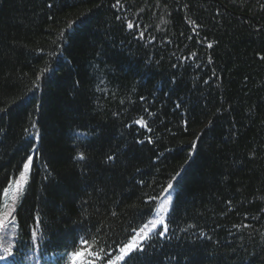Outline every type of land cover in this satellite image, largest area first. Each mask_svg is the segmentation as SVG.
I'll list each match as a JSON object with an SVG mask.
<instances>
[{
    "label": "trees",
    "instance_id": "1",
    "mask_svg": "<svg viewBox=\"0 0 264 264\" xmlns=\"http://www.w3.org/2000/svg\"><path fill=\"white\" fill-rule=\"evenodd\" d=\"M122 2L0 0V216L33 155L10 261L113 252L173 180L170 239L129 264H264V0Z\"/></svg>",
    "mask_w": 264,
    "mask_h": 264
},
{
    "label": "snow or ice",
    "instance_id": "2",
    "mask_svg": "<svg viewBox=\"0 0 264 264\" xmlns=\"http://www.w3.org/2000/svg\"><path fill=\"white\" fill-rule=\"evenodd\" d=\"M259 2V0H258ZM157 6H159V0H157ZM259 6L264 9V4H259ZM51 7V5H49ZM114 9L124 10L125 4L122 2V0H115V3L112 5ZM141 12L144 11V9H140ZM116 20L122 21L123 25L126 27L127 30L130 32L137 30L138 37L140 39H143L145 36L144 31H138L140 25L133 20H129L124 16L117 15L115 17ZM190 24H194L192 31L196 32L199 28V25H196L194 21H188ZM71 27V26H69ZM191 38V37H189ZM151 39H155V37H152ZM208 48H212V43H209L207 45ZM184 59H188V57H185ZM260 59L264 60V56L260 57ZM209 63H211V60H209ZM204 83H208L207 80L204 81ZM141 100H144V97H140ZM177 108L180 107L179 104L176 105ZM5 111L4 109H0V112ZM147 112V109H145ZM151 115V113H149ZM135 124L140 125L141 127L146 128L149 132L152 131L151 128L148 127L147 122L141 118L134 122ZM187 124V121L184 122ZM2 131V130H0ZM83 135V134H81ZM140 143H143V141H139ZM148 143H152V138H147ZM78 159L84 160L85 154L79 153ZM114 156H108L107 159L109 161L113 160ZM33 162V156L28 155L26 162L23 163V170L19 173V180H16V188L17 191L20 193L21 197L23 196V188L24 185L27 184L28 178L30 175V165ZM180 173H177V176H179ZM12 180L8 181V187H11ZM23 182V183H21ZM8 187L3 188V194L6 196L8 193ZM173 189V184L169 183L167 188L164 189L165 192H169V190ZM150 200H154L155 197H149ZM172 197L169 195L167 199L165 200V203L171 204ZM229 205L231 204V201L228 202ZM22 206V205H21ZM5 208H7V205H5ZM164 211H170L171 209H162ZM261 211H264V209H261ZM17 209L13 208L8 211H5L2 216H0V233H3V235H0V240L7 238V233L9 229H15L17 226ZM112 215H116L115 212L112 213ZM234 227H244L249 228L250 225L243 224V225H234ZM162 228V230H158ZM148 229V223H145L143 227L139 228L137 231L136 229H133V232L136 233V235L133 236V239L131 242L127 244H123L122 246H119L118 249L116 248L117 242L113 241V245H109L107 247H112L113 252H109L105 249H101L100 252H95L94 250H91L88 241L85 239H81V244L83 247L77 248L76 251H73L71 253H66L69 256L70 264H97V261L100 262V264H104V261H106V264H129L130 261L135 260L137 258H142L147 253L145 252L144 248V242L151 238V232L155 231L156 235L161 239H170V237L167 236V233L169 231L167 224L165 223V218L163 216H159L158 219L155 220V222L151 223V229L146 231ZM99 231V229H98ZM137 237L139 238V242H137ZM18 239V238H17ZM31 241L33 244H35L38 240L37 233L35 230L31 231ZM210 239V237H209ZM14 244H9L8 247L4 249V255H0V261H5L6 264H14V262L10 261V257L14 255L13 253V247ZM118 250V255L114 254V252ZM135 254V255H133Z\"/></svg>",
    "mask_w": 264,
    "mask_h": 264
},
{
    "label": "rangeland",
    "instance_id": "3",
    "mask_svg": "<svg viewBox=\"0 0 264 264\" xmlns=\"http://www.w3.org/2000/svg\"><path fill=\"white\" fill-rule=\"evenodd\" d=\"M32 133L38 138L39 131H38L37 128H35ZM30 171H31V165H30ZM16 180H19V174L15 178L12 179L13 182H12L11 187H8V193L6 195V202L9 203V207H8L9 209L8 210L15 208V206H16L15 205L16 204L15 199L17 201V199L21 196L20 193L17 191V188H16V183H15ZM21 183H23V182H21ZM169 183H172L173 184V189L172 190H169V192H165L163 190L162 194L157 198L156 207H155L152 215L150 216L149 220L146 222V223H148V229H146V231H148L149 229H151V223L152 222H155V220L158 219L159 216H163L165 218V223L167 224V217H168V214H169L170 211H164L162 209H165L166 210V209H171L172 208L173 201H174V197H175V191H176V187H175L174 181L173 180L172 181H169L168 184ZM168 184L166 185L165 188H167ZM25 186L26 185H24L23 192H24ZM169 195H171V197H172L171 204L165 203V200L167 199V197ZM158 230H162V228H160ZM154 232L155 231L151 232V234L154 233ZM134 235H136V233ZM133 236L131 237V239L127 243H129V242L132 241ZM137 242H139V238L138 237H137ZM118 254L119 253H117V255Z\"/></svg>",
    "mask_w": 264,
    "mask_h": 264
}]
</instances>
